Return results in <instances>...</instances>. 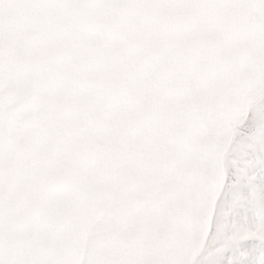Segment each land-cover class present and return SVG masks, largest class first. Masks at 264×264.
Segmentation results:
<instances>
[{"label":"rangeland","instance_id":"374dc122","mask_svg":"<svg viewBox=\"0 0 264 264\" xmlns=\"http://www.w3.org/2000/svg\"><path fill=\"white\" fill-rule=\"evenodd\" d=\"M39 2L48 1L0 0V264H52L54 257L64 264L98 232L111 249L123 233L106 230L113 207L136 210L152 185L113 177L125 77L122 56L115 58L113 24L68 21L74 8ZM240 41L227 40L220 59L232 79L233 117L215 170L218 182H202L213 187V213L208 235L196 246V264H258L256 248L246 253L241 246L246 225L264 223L263 215L243 207L262 209L264 199L241 197L240 132L250 119L240 103ZM49 57L60 63L56 70ZM69 73L74 78H66ZM262 78L254 98L258 90L264 94Z\"/></svg>","mask_w":264,"mask_h":264},{"label":"crops","instance_id":"0c3cea01","mask_svg":"<svg viewBox=\"0 0 264 264\" xmlns=\"http://www.w3.org/2000/svg\"><path fill=\"white\" fill-rule=\"evenodd\" d=\"M47 1L38 5L74 8L68 21L113 24L115 58L122 56L125 76L113 177L122 184H152L136 210L113 207L106 230L123 233L113 238L111 249L98 232L64 264H196V246L208 235L213 213V187L205 184L218 182L215 170L225 149L227 119L233 117L232 79L220 64L227 40H241L240 103L250 119L240 132L242 182L248 188L241 197L264 199V94H253L264 76V0ZM48 60L54 70L60 65L56 58ZM77 65L82 70L84 64ZM78 79L82 85L84 79ZM243 208L264 218L260 205ZM243 230L241 246L246 253L255 247L256 262L264 264V223Z\"/></svg>","mask_w":264,"mask_h":264}]
</instances>
